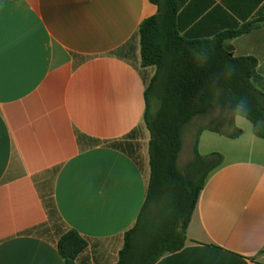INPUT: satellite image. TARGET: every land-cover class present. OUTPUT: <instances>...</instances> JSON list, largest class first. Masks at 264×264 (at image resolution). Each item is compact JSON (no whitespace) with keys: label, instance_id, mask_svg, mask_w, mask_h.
<instances>
[{"label":"crops","instance_id":"1","mask_svg":"<svg viewBox=\"0 0 264 264\" xmlns=\"http://www.w3.org/2000/svg\"><path fill=\"white\" fill-rule=\"evenodd\" d=\"M148 0L0 2V264H65L42 196L52 190L63 225L88 246L76 264H117L149 180L138 28ZM264 0H177L176 28L212 40L252 27L222 47L256 60L264 94ZM202 131L199 156L219 154L178 251L154 264H264V138ZM136 131L140 148L115 144ZM49 228L45 234L42 228ZM41 228V229H40Z\"/></svg>","mask_w":264,"mask_h":264},{"label":"trees","instance_id":"2","mask_svg":"<svg viewBox=\"0 0 264 264\" xmlns=\"http://www.w3.org/2000/svg\"><path fill=\"white\" fill-rule=\"evenodd\" d=\"M148 1L157 7V13L140 24L138 37L141 67L155 68L144 92L149 180L143 208L134 226L124 234L117 264H154L161 256L184 246L186 229L206 178L221 163L219 154L198 155L196 141L202 131L235 138L240 130L234 119L241 116L252 124L254 135L264 138L259 128L264 124V94L254 85L256 60L234 57L221 45L224 39L244 33L253 24L212 40L191 41L177 31V0ZM217 92L224 93L221 105L231 113L199 130L194 152L208 166L199 179L191 180L176 167L182 131L194 117L212 111ZM114 147L128 152L120 143ZM42 202L48 225L57 235L60 257L65 264H76L88 243L63 225L51 189L42 196ZM48 229L42 228L41 233Z\"/></svg>","mask_w":264,"mask_h":264},{"label":"rangeland","instance_id":"3","mask_svg":"<svg viewBox=\"0 0 264 264\" xmlns=\"http://www.w3.org/2000/svg\"><path fill=\"white\" fill-rule=\"evenodd\" d=\"M223 94V92L216 93L214 108L210 113L194 117L192 121L183 128L182 144L177 155L176 167L180 173L184 174L191 180L194 178L199 179L205 173V169L208 166L207 163L197 158L194 152L195 140L199 130L202 128H208L212 120L223 116H229L231 113L221 105ZM259 128L264 131V124H260ZM142 140V135L136 131L134 134L127 136L120 142V144L126 147L128 151L132 152L136 150V148L137 150L140 148Z\"/></svg>","mask_w":264,"mask_h":264},{"label":"snow or ice","instance_id":"4","mask_svg":"<svg viewBox=\"0 0 264 264\" xmlns=\"http://www.w3.org/2000/svg\"><path fill=\"white\" fill-rule=\"evenodd\" d=\"M0 2H2V0H0Z\"/></svg>","mask_w":264,"mask_h":264}]
</instances>
